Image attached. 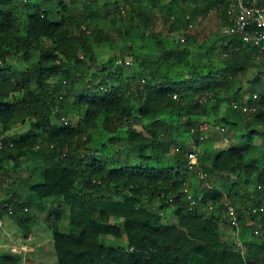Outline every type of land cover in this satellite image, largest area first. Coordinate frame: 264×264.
<instances>
[{"label":"trees","instance_id":"obj_1","mask_svg":"<svg viewBox=\"0 0 264 264\" xmlns=\"http://www.w3.org/2000/svg\"><path fill=\"white\" fill-rule=\"evenodd\" d=\"M229 1L0 0V175L23 159L25 190L56 205L49 227L57 264H264V140L254 143L264 134L252 128L264 126V82L243 80L264 52L222 32ZM164 5L176 25L153 32L154 11ZM211 11L218 31L202 37L195 23ZM114 35L125 42L120 54L131 57V67L116 64L123 55L98 62L96 49L116 48ZM18 56L24 67L14 68L8 60ZM244 95L254 112L230 106L244 105ZM220 102L227 115L211 124L244 144L210 154L198 141L199 126L210 120L195 117L201 110L211 116ZM73 109L76 124H62ZM17 127L24 132L9 135ZM189 139L203 145L196 174L186 166ZM191 174L206 185L196 188ZM252 183L257 200L246 189ZM226 201L256 210L239 219L240 233L257 216L256 238L222 239ZM21 204L9 192L0 215L30 222ZM63 207L76 232L59 231ZM102 236L124 243L108 246ZM2 244L12 245L5 236ZM22 254L0 253V264H27Z\"/></svg>","mask_w":264,"mask_h":264},{"label":"rangeland","instance_id":"obj_2","mask_svg":"<svg viewBox=\"0 0 264 264\" xmlns=\"http://www.w3.org/2000/svg\"><path fill=\"white\" fill-rule=\"evenodd\" d=\"M167 1H164L165 4ZM166 7L165 5L163 7L157 8L154 13L156 16L154 17V25L152 28L153 32L161 31L163 33H166L169 26H175V23H172L174 20L170 18L169 15L166 14ZM197 26L194 27L198 34L202 37H208L212 32L218 31V19L216 16L215 11H211L206 18L200 19V21H196ZM193 28V29H194ZM115 39V46L114 49H108L105 48H97L96 49V57L98 62H105L108 60L109 56L111 58L116 59V57H121L123 55V58L128 59L132 63V59L128 55L120 54L121 48H123L124 41L120 40L119 38ZM260 58L256 56L251 63L253 68L252 70H249L245 73V76L243 78L244 81L246 79H249V81L253 80V78H257L260 81L264 82V75L262 73L263 66L262 61L259 60ZM8 63L11 64L14 68H21L24 67L22 58L20 56L13 57L8 60ZM114 64L113 62H109V64L106 66L109 69L113 70ZM130 66V65H129ZM131 67V66H130ZM242 88L244 90V93L248 91V86L246 84H242ZM243 90L241 92L243 93ZM72 101V99H71ZM238 103V101H235ZM235 103V104H236ZM226 106L225 102H220L217 107L214 108L213 112L211 113V116L203 111H199V116L195 117V123L203 122L204 120H210V123H206L205 125L208 126V130L205 133V138L202 141L203 143L208 145V153L211 154L216 151V149H222L225 148L226 144L223 143V139L228 135L229 137L233 136L232 130H227L225 128L224 131H220V126H217V124L211 125L216 119L219 117L226 116L225 112ZM68 125L74 126L78 119V113L76 110H71L69 115L65 117ZM64 124V125H66ZM264 129V128H263ZM23 127H17L13 130V132L9 135H13V133H23L24 131ZM264 134V130H263ZM15 136V135H14ZM233 138V137H232ZM190 140V139H189ZM264 140V137H261L260 135L255 136L254 143L259 144L262 143ZM222 142V143H221ZM191 140L189 142H186L187 148L189 147ZM244 144V140L242 139H234L233 142H230L228 145L236 146ZM203 145H197V149L199 152L203 151ZM93 148L94 146L91 145ZM176 147L171 146L169 153L164 156V160L168 161V159L171 158L172 153L175 151ZM192 172V171H191ZM16 173V174H14ZM196 174V172H192ZM29 175L28 173V166L24 162V160H21V163L19 167H17V170L15 171L11 167L8 169H5V171H1V178H0V203L6 202L7 197H9V192L15 193L18 197V192L21 195L22 204L21 207L24 209L26 208L27 213H25L24 218H32L30 222L20 224L15 221V219L9 214L2 213L0 215V238L5 236L7 240L12 244L10 245H3L0 247V253L10 254V249L14 253H19V251H22L23 259H28L27 264H57L54 254V244L52 241V229L49 227V221H52L54 223V217L55 212L54 209L56 205H53V202L50 200L42 199L39 200L35 197V195L32 193V196L30 197V194L25 190V187L22 183V181ZM191 180L196 188L200 189L201 187L205 186L207 183V180L205 177L202 178H196L193 176V174L190 175ZM214 181L216 182V185L221 186V182L218 181L217 178H214ZM225 185L227 183H231L233 181V177H229V179H222L221 180ZM249 192L253 193V190L256 189V184H250L248 187H246ZM190 194L191 190L189 189ZM257 193V192H256ZM252 200H257L258 196L253 193L251 195ZM236 205H238L236 203ZM245 207L247 206L244 204ZM244 206L240 205L238 208H242L243 211L246 213L247 209ZM256 213V212H255ZM49 217H51L49 219ZM169 217V216H168ZM257 216L254 217L253 220L248 221V225H254L253 228H242L239 233V237L241 239H252L256 238L257 233ZM169 218H164L163 221L172 223L174 222V219L172 218L170 221H168ZM51 222V223H52ZM111 222H115L116 224L120 225L121 219L120 218H112ZM59 231L62 233H68V232H76V230L72 229L69 226L68 223V209L66 207H63V212L61 215V219L58 225ZM222 224H219V229H222ZM25 230H29L30 238L28 239V234L25 233ZM232 233V234H231ZM231 233L227 232L226 235L228 237L227 240H232L234 238L233 231L231 229ZM101 241L108 246H119L124 243V239H115L111 236H102ZM10 247V248H9ZM28 250V251H27Z\"/></svg>","mask_w":264,"mask_h":264},{"label":"built area","instance_id":"obj_3","mask_svg":"<svg viewBox=\"0 0 264 264\" xmlns=\"http://www.w3.org/2000/svg\"><path fill=\"white\" fill-rule=\"evenodd\" d=\"M225 16L227 20V25L222 29V32L227 35L236 34L239 35L244 43L252 44L258 48V52H264V6L258 4L256 1L252 0L250 2H245L244 0H230L225 8ZM183 41V39H181ZM261 60H264L263 56H260ZM116 64H122L124 67L129 66L131 62L125 58L116 59ZM173 98H176V94L172 95ZM264 105V99H263ZM230 106L240 111L248 110L250 113L255 111L254 107H246L244 105H238L234 102H230ZM62 124H66L67 121L64 117L60 118ZM208 126L202 124L199 126V135L198 141H203ZM220 131H224L220 127ZM191 133H194V129L190 130ZM66 150L61 151V156H64ZM187 159V168L191 171L197 169L198 163V149L197 145L193 142L190 143L188 150L185 154ZM201 178L202 176L199 175ZM185 197L187 200H190L191 204H194V201L191 199L190 192L186 189L184 190ZM224 209L221 214V220L223 223L228 225L232 229L234 234V239L236 242L239 240V219L244 215L254 214L255 209H251L250 212L247 210L246 213L242 208L238 209L230 202L226 201L224 204ZM8 213H11V208H7ZM208 210H213V206L209 205ZM1 225V221H0Z\"/></svg>","mask_w":264,"mask_h":264},{"label":"crops","instance_id":"obj_4","mask_svg":"<svg viewBox=\"0 0 264 264\" xmlns=\"http://www.w3.org/2000/svg\"><path fill=\"white\" fill-rule=\"evenodd\" d=\"M252 69H253V68L250 67V68L247 69L246 72H248L249 70H252ZM254 79H257V78H253V80H254ZM248 80H249V79H246V81H248ZM243 97H245V98L242 99V100H240V101H241V102H244V106H246L245 103H246V99H247V98H246L245 95H244ZM243 100H244V101H243ZM211 125H212V124H211ZM252 128L255 129L256 131L261 132V133H263V130H264V129H263L264 126H253ZM256 136H257V135H256ZM254 138H255V137H254ZM233 140H234V138L229 137V136L226 135V137L223 139L222 142L225 143V144H226L225 146L227 147V146H229L228 144H229L230 142H233ZM222 142H221V143H222ZM198 152H199V150H198ZM31 196H32V195H30V197H31ZM20 197H21V195H20L19 192H18V198L20 199V201H22ZM1 225H2V224H1ZM222 227H223V228H222V229H219V231H220V233H221L222 239H223V240H226V239H228L226 233H227V232H230V233H231V229H230V227H229L228 225H226V224L223 223V222H222ZM231 234H232V233H231ZM27 238H28V239L30 238V233L28 234ZM10 250H12V249H10ZM27 251H28V250H27ZM19 252H22V251L20 250Z\"/></svg>","mask_w":264,"mask_h":264}]
</instances>
